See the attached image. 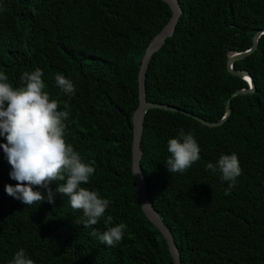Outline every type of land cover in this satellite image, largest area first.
Masks as SVG:
<instances>
[{
    "label": "trees",
    "instance_id": "16d2710c",
    "mask_svg": "<svg viewBox=\"0 0 264 264\" xmlns=\"http://www.w3.org/2000/svg\"><path fill=\"white\" fill-rule=\"evenodd\" d=\"M172 37L151 57L146 100L218 122L231 94L247 84L228 74V53L250 49L264 30V0H177ZM0 72L15 87L39 68L51 99L70 106L66 141L95 168L89 190L110 201L105 216L127 225L115 247L82 225L68 198L26 206L5 192L10 165L0 149V264L21 248L34 264H174L160 231L144 215L132 173V115L145 50L171 17L161 0H0ZM233 68L254 80L252 94L231 100L224 123L209 128L190 116L147 111L140 167L148 199L171 231L181 264H264V35ZM62 74L75 86L64 96ZM200 146L183 174L166 169L167 142L180 131ZM6 142L0 137V143ZM236 154L242 173L228 195L221 174L206 169ZM56 184L51 185L55 190ZM43 191V190H42Z\"/></svg>",
    "mask_w": 264,
    "mask_h": 264
},
{
    "label": "clouds",
    "instance_id": "9594fccd",
    "mask_svg": "<svg viewBox=\"0 0 264 264\" xmlns=\"http://www.w3.org/2000/svg\"><path fill=\"white\" fill-rule=\"evenodd\" d=\"M42 77L39 68L24 72L20 78L22 86L15 87L9 77L0 72V137L6 141L0 143V149L10 165V179L17 182L14 186L5 185L4 190L26 206L40 205L45 200L54 203L56 195H64L73 211L82 212L84 227L97 225L103 219L107 230L103 233L94 230L91 235L102 244L115 247L124 238L127 225L111 226L113 217L105 216L110 201L82 187L96 170L66 141L70 106L65 103V110H60L58 100L51 99L45 91ZM55 86L64 96L75 94L73 82L62 74L55 76ZM167 152L165 166L170 174H183L201 158L199 144L183 130L178 138L168 140ZM206 169L218 171L221 179L229 182L226 195L242 173L236 154H222L215 164L207 163ZM53 183L57 185L55 190L51 187ZM10 264H34V261L21 248Z\"/></svg>",
    "mask_w": 264,
    "mask_h": 264
},
{
    "label": "water",
    "instance_id": "95a60500",
    "mask_svg": "<svg viewBox=\"0 0 264 264\" xmlns=\"http://www.w3.org/2000/svg\"><path fill=\"white\" fill-rule=\"evenodd\" d=\"M165 2L170 10H171V17L167 24L162 28V30L155 35V37L151 40L149 45L147 46L145 53L142 57L139 73H138V96H139V104L137 109L134 111L132 115V130H133V141H132V173L134 177V184L138 194L139 203L144 215L147 219L160 231L163 235L170 255L173 259L174 264H181L179 251L174 243L173 235L171 231L166 227L163 221L158 216L157 212L155 211L154 207L150 203L147 192H146V185L143 178V173L140 167V160L142 156L141 151V138L143 133V126L145 115L147 111L151 109H158L163 111L169 112H179L186 116L192 117L194 120L198 121L200 124L213 128L218 127L224 123L231 112V100L232 98L238 95H248L255 92L256 87L254 80L250 76L247 71H238L233 68L235 62L240 61L253 53L257 49V44L259 38L264 35V30H259L255 33L252 37V45L248 52H230L228 53L227 62H226V70L228 74L240 78L247 84V88L240 89L234 91L230 98L226 102L225 106V113L221 120L218 122H208L203 120L202 118L193 115L189 112L180 110L174 106H169L167 104H159V103H151L146 100V90H145V78H146V71L148 68L149 61L153 54H155L165 43L166 39L173 36L176 24L179 20L181 15V8L177 0H161ZM138 171V172H137Z\"/></svg>",
    "mask_w": 264,
    "mask_h": 264
}]
</instances>
